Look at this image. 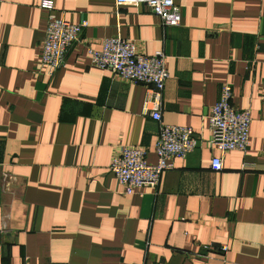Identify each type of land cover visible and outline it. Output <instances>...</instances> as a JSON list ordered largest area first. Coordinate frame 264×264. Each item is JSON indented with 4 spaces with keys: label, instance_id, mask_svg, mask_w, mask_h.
<instances>
[{
    "label": "crops",
    "instance_id": "crops-1",
    "mask_svg": "<svg viewBox=\"0 0 264 264\" xmlns=\"http://www.w3.org/2000/svg\"><path fill=\"white\" fill-rule=\"evenodd\" d=\"M41 1L86 24L49 76ZM173 4L177 27L114 0H0V264H264V0ZM115 36L163 54L160 122L199 140L131 195L110 160L133 147L154 164L159 123L149 90L89 66L86 49ZM222 85L249 111L248 146L212 172L207 116Z\"/></svg>",
    "mask_w": 264,
    "mask_h": 264
},
{
    "label": "built area",
    "instance_id": "built-area-1",
    "mask_svg": "<svg viewBox=\"0 0 264 264\" xmlns=\"http://www.w3.org/2000/svg\"><path fill=\"white\" fill-rule=\"evenodd\" d=\"M114 5L116 8L144 6L159 19L163 27H177L180 23L179 10L173 0H114ZM39 7L48 12L40 43V65L46 69L49 76L63 66L66 52L78 42L81 30L86 24L81 22L73 25L55 18L51 13L49 1H41ZM86 56L89 66L149 90V101L152 104L149 117L159 123L158 135L153 145L155 163L151 165L146 162L143 150L125 147L111 158L108 170L125 195H131L141 189L155 190L161 173L171 170L172 161L184 159L199 142L191 129L160 122V95L168 78L163 54H138L132 42L115 36L101 40L98 50L87 48ZM230 99V88L222 85L218 99L211 106L207 116L209 136L206 147L219 153V157L210 160L209 168L212 172L221 171L222 154H244L248 146L249 111L235 110L230 104ZM5 219L7 216H3V223ZM219 250L224 253L226 246H221Z\"/></svg>",
    "mask_w": 264,
    "mask_h": 264
}]
</instances>
